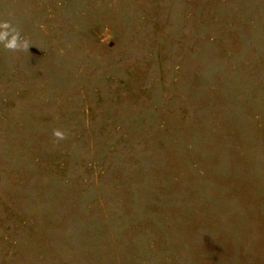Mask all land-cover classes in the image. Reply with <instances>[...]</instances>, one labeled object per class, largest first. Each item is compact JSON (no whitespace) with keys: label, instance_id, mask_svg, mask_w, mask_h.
<instances>
[{"label":"rangeland","instance_id":"1","mask_svg":"<svg viewBox=\"0 0 264 264\" xmlns=\"http://www.w3.org/2000/svg\"><path fill=\"white\" fill-rule=\"evenodd\" d=\"M0 19V264H264V0Z\"/></svg>","mask_w":264,"mask_h":264},{"label":"clouds","instance_id":"2","mask_svg":"<svg viewBox=\"0 0 264 264\" xmlns=\"http://www.w3.org/2000/svg\"><path fill=\"white\" fill-rule=\"evenodd\" d=\"M0 45L9 52L29 51L30 41L22 37L20 28L11 20L0 19ZM53 135L57 141L66 138L65 133L55 129Z\"/></svg>","mask_w":264,"mask_h":264}]
</instances>
